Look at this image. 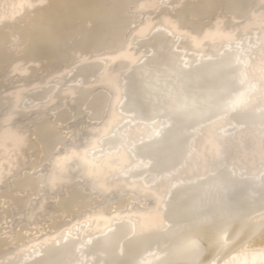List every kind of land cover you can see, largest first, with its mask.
<instances>
[{
  "label": "bare ground",
  "instance_id": "bare-ground-1",
  "mask_svg": "<svg viewBox=\"0 0 264 264\" xmlns=\"http://www.w3.org/2000/svg\"><path fill=\"white\" fill-rule=\"evenodd\" d=\"M0 264H264V0H0Z\"/></svg>",
  "mask_w": 264,
  "mask_h": 264
}]
</instances>
